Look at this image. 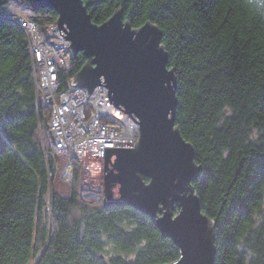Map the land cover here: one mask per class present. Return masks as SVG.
I'll return each instance as SVG.
<instances>
[{"label":"trees","instance_id":"trees-1","mask_svg":"<svg viewBox=\"0 0 264 264\" xmlns=\"http://www.w3.org/2000/svg\"><path fill=\"white\" fill-rule=\"evenodd\" d=\"M83 1L94 23L121 10L134 28L150 22L161 29L177 79L176 125L194 145L202 166L195 191L215 222V264H264V0ZM31 2L0 0V264H27L51 230L39 264H130L110 257L107 241L122 256L135 252L132 264L177 261L180 247L142 212L84 203L76 186L71 197L53 192L28 39L3 17L27 13L41 26L57 20L54 10ZM86 61L76 54L77 68L60 71L63 91Z\"/></svg>","mask_w":264,"mask_h":264},{"label":"water","instance_id":"water-1","mask_svg":"<svg viewBox=\"0 0 264 264\" xmlns=\"http://www.w3.org/2000/svg\"><path fill=\"white\" fill-rule=\"evenodd\" d=\"M32 3L58 13L60 32L74 55L82 51L87 58L70 89L84 85L89 96L97 85H106L111 101L140 125L135 146H105L103 204L131 205L149 214L162 235L180 247V258L169 264H215V222L201 214L191 185L200 165L174 125L176 78L159 27L147 22L134 28L121 10L94 23L83 0ZM178 205L182 210L173 218Z\"/></svg>","mask_w":264,"mask_h":264},{"label":"rangeland","instance_id":"rangeland-1","mask_svg":"<svg viewBox=\"0 0 264 264\" xmlns=\"http://www.w3.org/2000/svg\"><path fill=\"white\" fill-rule=\"evenodd\" d=\"M31 4L33 5L32 2ZM19 7H24V5L22 3L14 4L15 9ZM46 25L47 24H45L44 27H46ZM50 26L52 27L51 28L52 32L58 38L59 45H62L63 42L67 43L66 45L70 49V54H68V57L69 60L72 61L70 62L72 65L69 68L58 67V65L54 64L52 60V56H54V54L52 53V51H50L49 52L50 54H48V56L43 61L40 62L43 66L47 65V68L52 70L53 73L56 74L55 76L58 77V81H59V73L61 70L73 71L77 68L76 67L77 63L74 62L76 56L74 55V49L71 46V41L66 37H64L60 32L58 25V18L54 22L50 23ZM161 37H162V32H161ZM79 53H82V51L78 52V54ZM37 63L38 62L32 61V70L34 69L35 64ZM167 66L169 68V61H167ZM33 79H34L35 100L37 101L36 104L38 108V113L41 114L39 111L41 106H43L44 110L47 111L45 113V115L47 114V118L44 121H41L40 115L38 114L39 130L37 131L41 143L40 146L43 147L44 157L48 164V170H49L48 177L49 179H51L50 185L52 186V190L55 189V191H57L61 195V197L67 198V197H71L72 190L74 186H76L80 192L81 201H83L84 203L90 205H98L101 202L103 203L102 200H103V191H104L105 146H135V140L137 141L141 140V131H140L139 123L130 114L125 112L121 107H118L115 103L111 101L109 96V90L106 89V92L102 90L103 86L105 87L106 85H97L90 93V95L87 96V87L84 85H78L75 89H72V91H70L71 90L70 88L68 90L63 91L61 87V83L59 81L56 84L58 86L53 88L52 86L55 85V83H52L54 78L50 80L48 79V77L41 75L39 69L33 70ZM37 79L41 80L42 82L47 81L45 86L52 90V92L49 95H45L44 93L39 92ZM176 93H177V79H176ZM78 94H82L81 97H78L77 96ZM101 94H103L104 96H101ZM55 97L57 98V100L55 99ZM80 104H84L85 109L78 113L79 107L76 110L74 109V106H79ZM177 104H178V97H177ZM78 116H80L81 120L85 122L86 125L84 127L82 124H80L79 126L72 121L71 118L77 119ZM87 125L88 126L91 125L92 129L90 127L87 128ZM174 125L178 128L181 137L190 146H192L193 154H194V162L200 165L199 163L196 162L195 159L196 155H195L194 145L187 140V138L183 135L180 128L176 125V115L174 116ZM60 127H62L63 130ZM61 132L63 135L62 143L56 142V140H54L53 138H51L49 142L47 141L45 134L48 133V136L51 135L52 137H54L53 133L57 135L60 134ZM103 132L106 135L105 138L102 137ZM92 140L94 141V144L92 143ZM101 140L106 141V143L104 142L100 143ZM113 143L116 144L113 145ZM47 144L48 145L51 144V146H49L50 148L48 147ZM53 149L55 151L56 157L54 151L51 156H54L55 158L54 162L58 163L56 165L55 170H51L54 163L51 164L47 160L48 153ZM57 149H61V150L58 151ZM68 153L71 154L68 155ZM69 156L75 157L76 161L81 160L85 162L86 165L90 167L89 169H92L93 174H91L90 179H87L85 177L83 178V176H85V173H81V169L83 168L81 164L78 162L80 166V171H79L80 176L78 178V182L76 183L75 175H73V171H72L73 167L67 166L66 164L63 163L64 161H67V159L73 161ZM50 170L52 171V175H50ZM94 171L97 172V175L94 173ZM201 173H202V166L200 165V172L198 174L197 179L191 181V185L193 187H194V182H196L199 179ZM143 178H144L143 180L146 181V183L150 181L149 177L143 176ZM147 178L148 181L146 180ZM194 193L196 194L195 187H194ZM124 206L132 207L142 212L144 215L150 217L149 214L142 211L140 208L131 205H124ZM200 207H201V214L213 221V219H211L208 215H206L203 212L201 203H200ZM181 210H182L181 206L178 205V207H176V209L174 210L173 218L177 217L180 214ZM158 214L163 216V214L161 213ZM151 220L152 222L157 224V222H155L152 218ZM50 228L52 229V226ZM158 228L160 229L159 226ZM48 237L51 240L52 230L48 233ZM163 237L170 238L169 236L166 235H163ZM48 240L43 250H41L39 253L36 254L33 253L30 255V257L27 260V264H39L40 260H42L41 258L44 252L45 253L48 252L47 250L49 245ZM106 244H108L109 251L113 253L112 255H110V257L121 256L123 257L124 260L130 261V264L136 262L135 252L122 256L120 255V250L118 252L117 248L111 245L109 241H107ZM34 252H35V248H34ZM216 254H217V250H216ZM99 256L101 257V259L104 258L103 253H100Z\"/></svg>","mask_w":264,"mask_h":264},{"label":"bare ground","instance_id":"bare-ground-1","mask_svg":"<svg viewBox=\"0 0 264 264\" xmlns=\"http://www.w3.org/2000/svg\"><path fill=\"white\" fill-rule=\"evenodd\" d=\"M4 18H9L12 21H14L20 28L21 30L25 33V35L27 36L28 39V45L30 48V53L32 58H33V62H38L37 64H35V67L33 70L39 69L40 70V74L44 75L46 77H48V79L52 80L54 78V76L56 74L53 73L52 70L47 68V65L43 66L40 62L43 61L45 59V57H47V52L46 50H52V53L54 54V56H52V60L54 62V64L58 65V67H62V68H69L72 64L69 60L68 54H70V49L69 47L66 45V42H63L62 45H59L58 42V38L55 36V34L52 32L51 30V26L50 24H47L46 27H44V25H39L40 27L38 28L37 23L35 22V20L33 18H31L30 16L26 14H22V13H17L14 15V13H12V15H4ZM43 28V30H42ZM54 29V28H53ZM46 50H45V49ZM35 49H39V55H38V59L36 56V50ZM72 56V54H71ZM41 60V61H40ZM40 63V64H39ZM38 81V90L40 93H43L42 91H45V95H49L51 93V91L49 90V88H47L44 82H42L41 80L37 79ZM54 81H58V79H54ZM106 87V88H105ZM103 86L102 90L104 92H106L107 86ZM105 88V89H104ZM72 91V90H70ZM82 94H78V97H81ZM101 96H104L103 94H101ZM55 99L57 100V98L55 97ZM72 104V102H71ZM55 107V106H54ZM78 113L83 111L85 109V105L84 104H80L79 106H74V109H78ZM72 121L74 123H76L77 125L80 126V124L83 125V127L86 125L85 122H83L80 118V116L77 117V119H73L71 118ZM77 120V121H75ZM81 125V126H82ZM90 127L92 129V126H88L87 128ZM62 130L63 128L60 127ZM42 135V134H41ZM67 135V132H66ZM52 137L54 140H56V142H63V135L62 132L60 134H55L53 133ZM105 133L103 132L102 137L105 138ZM113 141V140H112ZM106 143V141H102L100 143ZM92 143L94 144V141L92 140ZM116 143H113V145ZM58 151H60L61 149H57ZM53 154V151H50L48 153V158L47 160L52 164L54 163V165L52 166L51 170H55L56 165L58 164L57 162H54V156H51ZM55 154V151H54ZM71 153H68V155H70ZM56 157V154H55ZM70 157V156H69ZM73 161H71L70 159H67V161H64L63 163L66 164L67 166L70 167H76L78 164L76 162H79L82 166L83 169H81V173H85V176H83V178H87L90 179L91 174L92 173V169H89L90 167L86 165L85 162L83 161H76L75 157H70ZM60 163V162H59ZM263 169V167H262ZM50 170V175H52V171ZM94 173L97 175V172L94 171ZM82 175V174H81ZM80 176V174H79ZM82 177V176H81ZM148 179V178H147ZM50 192H52V190H50ZM53 192L55 193V191L53 190ZM57 192V191H56ZM58 193V192H57ZM105 206V205H104ZM117 206H124V204L122 205H117ZM106 207V206H105Z\"/></svg>","mask_w":264,"mask_h":264},{"label":"built area","instance_id":"built-area-1","mask_svg":"<svg viewBox=\"0 0 264 264\" xmlns=\"http://www.w3.org/2000/svg\"><path fill=\"white\" fill-rule=\"evenodd\" d=\"M51 28H52V27H51ZM44 49H45V48H44ZM35 50H36L35 53H36V56H37V59H38V55H39V52H40V51H39V49H35ZM45 50H46V49H45ZM50 51H52V50H46L47 55L50 54V53H49ZM45 58H46V57H45ZM40 61H41V60H40ZM56 78L58 79V77L54 76V79H56ZM46 82H47V81H46ZM46 82H44V83L46 84ZM57 82H59V81H56V82H55L54 80L52 81V83H55V85L52 86L53 88H55L56 86H58V85H56ZM47 88H48V87H47ZM49 90L52 92L51 89H49ZM42 92L44 93L45 91H42ZM44 94H45V93H44ZM53 123H54V122H53Z\"/></svg>","mask_w":264,"mask_h":264}]
</instances>
